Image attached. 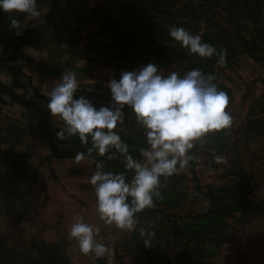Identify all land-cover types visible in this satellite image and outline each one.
<instances>
[{
  "label": "trees",
  "instance_id": "obj_1",
  "mask_svg": "<svg viewBox=\"0 0 264 264\" xmlns=\"http://www.w3.org/2000/svg\"><path fill=\"white\" fill-rule=\"evenodd\" d=\"M37 4L39 17L0 9V48L6 51L0 55V73L7 75L0 76V215L9 217L11 227L35 220L47 204L48 185L32 161L38 148L47 146L42 162L52 174L56 159L71 161L77 152H86L78 134L68 140L57 138L63 122L50 114V96L39 90L33 73L60 81L63 72H74L78 81L74 99L84 96L99 110L112 104L110 80L100 66L125 72L152 62L165 77L199 68L215 75L214 83L229 101L234 94L222 79L228 72L241 75L244 57L264 68V0H37ZM11 19L19 20L22 29L12 28ZM170 26L200 35L218 51L226 48V63L221 66L217 56L201 59L189 54L170 37ZM42 56L46 60L40 62ZM243 81L248 89L242 108L255 82H261L262 91L249 107L244 104L245 116L233 114L242 122H233L227 134L211 133L203 145L197 143L191 153L198 162L178 169L166 182L162 178L163 198H154V208L137 214L136 230L114 244L106 243L115 262L102 257L93 264H227L218 261L224 247L261 232L264 75ZM230 108L226 111L231 113ZM123 113V123L115 131L128 144L129 154L139 159L138 149L147 147L143 129L130 107L125 106ZM110 154L93 157L104 162L105 171H125L123 158L108 160ZM214 154L226 157L227 163L216 164ZM93 157L87 158L89 180L95 172ZM201 164L221 172L223 180H204L198 173ZM127 175L130 179L132 173ZM88 190L95 193L93 186ZM140 228L155 233L150 248L145 247ZM16 234L4 233L0 226V264H77L64 237L32 239L23 245ZM133 250L142 252L143 258L134 253L125 260L124 251Z\"/></svg>",
  "mask_w": 264,
  "mask_h": 264
},
{
  "label": "clouds",
  "instance_id": "obj_2",
  "mask_svg": "<svg viewBox=\"0 0 264 264\" xmlns=\"http://www.w3.org/2000/svg\"><path fill=\"white\" fill-rule=\"evenodd\" d=\"M0 9L7 13L17 12L39 17L37 0H0ZM14 29H22L20 21L11 19ZM17 35H21L17 31ZM170 37L188 50L189 54L201 59L217 56L218 63H226L227 49L219 51L214 45L202 42L200 35H194L183 27H169ZM215 75H206L194 68L181 76L178 72L169 75L158 74L155 63L149 62L136 71H125L119 81L111 79L112 104L97 110L84 96L74 99L78 89L76 74L63 72L62 78L47 93L50 102L47 107L53 118L58 117L64 127L57 132L59 140H68L78 134L85 151L74 157L77 164L93 157V153L108 160L122 157L125 171H105L103 161H95V172L89 183L96 197V210L104 224L130 232L139 223L137 214L156 206L154 198L162 199L160 188L192 161L199 158L191 153L197 143L203 145L211 133L229 130L233 116L226 111L229 97L219 90ZM132 109L136 123L143 129L147 147L138 149L140 158L129 154V146L115 131L123 123V109ZM89 138L91 146H89ZM114 150V151H113ZM216 164H226L227 159L214 154ZM131 172L129 179L127 173ZM100 229L84 222L78 216L71 225L68 236L78 242L80 252L92 255L93 259L113 256L111 246L96 239ZM145 247L150 248L155 233L139 229Z\"/></svg>",
  "mask_w": 264,
  "mask_h": 264
},
{
  "label": "rangeland",
  "instance_id": "obj_3",
  "mask_svg": "<svg viewBox=\"0 0 264 264\" xmlns=\"http://www.w3.org/2000/svg\"><path fill=\"white\" fill-rule=\"evenodd\" d=\"M30 52V51H29ZM33 54L35 58H38L40 54L36 52H30ZM0 55H6V51L0 48ZM42 55V54H41ZM40 58V57H39ZM45 57H41L40 62L45 61ZM102 70L107 69L109 72H112V78H114V74L116 70L113 67H103L100 66ZM241 75L228 72L225 75V78L222 79L231 85H234L235 91L237 95L240 97V105L243 100L242 95L247 92L248 86L244 83L243 80L247 82H251L255 80V78H259L264 75V68L257 62L253 61L249 57H244V61L240 68ZM6 75V74H5ZM5 75L0 73L2 78H6ZM116 75V74H115ZM7 76V75H6ZM8 79V77H7ZM34 83L38 86L39 90L47 95L48 92L55 86L58 82L54 78L49 76H38L33 80ZM239 81V82H237ZM262 91L261 82H255L251 89V94L253 98L258 97ZM231 101V100H230ZM229 107L231 109L235 107V101H232ZM252 100H246L244 104L246 107L250 106ZM242 106L239 107V115L245 116L246 108ZM241 112V113H240ZM233 116V121L235 124H240L241 119ZM236 127V126H235ZM47 151V146H42L38 148L37 155L32 159L33 163L39 168L41 172L42 179L48 185L49 194L47 198V204L40 208L38 215L35 220L23 223L18 226L11 227V223L9 221V217L4 214L0 215V226L1 230L4 233H12L16 234L15 238H18L19 243L23 245H28V243L33 239L35 240H51L49 235L55 234L59 227L57 224H53V227L50 225L51 222H55L56 220L66 218L73 219L75 221L77 216H83L87 218L90 214L97 215L99 214L96 210V197L95 193H92L88 190L91 187L89 183V175L91 174V164H87L86 161L80 162L81 164H69V162H65L63 159H56L54 162V174H52L51 170L48 168L46 164L42 162L43 155ZM73 161V160H72ZM74 163V162H73ZM199 175L206 181H222L220 173L214 168H209L201 164L199 166ZM187 176V175H186ZM188 177V176H187ZM264 195V189L262 191ZM70 226L72 222H69ZM56 225V226H55ZM50 226V227H49ZM60 226V225H59ZM61 227V226H60ZM56 228V229H55ZM264 226H262V230L259 233H256L255 236H247L242 240H239L231 247H224L222 251L218 255V261L225 262L227 264H264ZM54 231V233L51 232ZM51 232V234H49ZM110 234L108 236V243L114 244L117 241H120L123 235L126 232H122L118 229L112 230V232H107ZM112 236V238H111ZM68 240V239H67ZM70 247H73V243L70 242ZM104 243V242H103ZM106 245V242L104 243ZM114 253V251H113ZM137 253L139 259L143 258V253L133 250L132 252L124 251L125 260L130 261L133 257V254ZM73 256V254H71ZM74 257V256H73ZM76 263L78 264V260L74 257ZM85 259H88L87 256H84V259L80 261L79 264H86ZM109 260V258H108ZM110 262H115L114 257H111ZM91 264V263H88Z\"/></svg>",
  "mask_w": 264,
  "mask_h": 264
},
{
  "label": "crops",
  "instance_id": "obj_4",
  "mask_svg": "<svg viewBox=\"0 0 264 264\" xmlns=\"http://www.w3.org/2000/svg\"><path fill=\"white\" fill-rule=\"evenodd\" d=\"M104 72H105V76H108L109 77V80H111V79H116V80H118V79H120L121 78V74L123 73V72H118V71H116L115 72V74L113 75L114 76V78H112V72H109L107 69H104L103 70ZM38 76H40L41 77V75L40 74H38V73H33V79L35 80V78H37ZM237 82H239V81H237ZM36 84V83H35ZM228 86H230L231 88H232V92H233V94H234V96H233V98L231 99V101H230V104H232L231 102L232 101H235V107L233 108V109H231V114L233 115V114H235V112L236 111H239L240 109H239V107H241V105H240V97L237 95V93H236V91H235V87H234V85H231V84H228V83H226ZM250 99L253 101L254 99H255V97L253 98V96H252V94L250 93ZM251 102V101H250ZM233 105V104H232ZM231 107V106H230ZM227 110V109H226ZM234 122V121H233ZM237 124V123H236ZM65 162L67 161V162H69V164H70V166H71V164H76V162H75V160H66V159H63ZM84 161H86V163L87 164H91V161L89 160V159H86V160H84ZM74 162V163H73ZM82 163H83V161H81ZM79 164H81V163H79ZM79 164H77V165H79ZM78 217V216H77ZM81 217H83V216H81ZM67 218V217H66ZM66 218H62V219H57L56 220V223L55 222H51L50 223V225L53 227V224H57L58 225V229H56V230H58L55 234H52V235H49L50 237L52 236L53 238H50L51 240H54L55 238H57V237H64V238H66V239H68V241H70V242H72L73 243V247H70V253L71 254H73V256L76 258V260H78V264L80 263V261L81 260H83L84 259V256L85 255H83L81 252H80V250H79V245H78V242L75 240V239H70L69 238V236H68V233H69V231H70V228H71V226H70V223L69 222H72V224L76 221V219H75V221H72L73 219H71V218H69L68 220H66ZM83 219H84V222H86V223H90V224H93V225H95L96 227H98L99 229H100V231H99V234L96 236V239L99 241V242H106V243H108V236L110 235V234H108L107 232H112V230H116V231H118V229L114 226V225H112V226H109V225H106V224H104V222L103 221H101L100 220V218H99V214L97 215V213H95V215H92V214H90L87 218H85V217H83ZM71 224V225H72ZM61 227H60V226ZM56 226V225H55ZM50 227V226H49ZM120 231H122V230H120ZM51 232L52 233H54V231L53 230H51ZM51 232H49V234H51ZM111 238H112V236H111ZM51 240H49L48 239V241H51ZM109 244V243H108ZM72 256V257H73ZM73 257V258H74ZM87 258L88 259H85V262L87 261V260H90V261H87V263L86 264H88V263H91V264H93L94 263V259H93V256L90 254V255H88L87 256Z\"/></svg>",
  "mask_w": 264,
  "mask_h": 264
}]
</instances>
